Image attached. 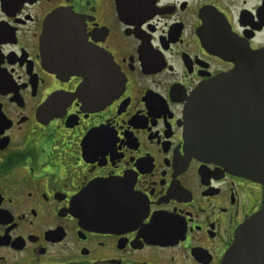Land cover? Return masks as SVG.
Masks as SVG:
<instances>
[{
    "label": "flooded vegetation",
    "instance_id": "af4514ba",
    "mask_svg": "<svg viewBox=\"0 0 264 264\" xmlns=\"http://www.w3.org/2000/svg\"><path fill=\"white\" fill-rule=\"evenodd\" d=\"M263 50L264 0H0V264H222L263 188L185 109Z\"/></svg>",
    "mask_w": 264,
    "mask_h": 264
},
{
    "label": "water",
    "instance_id": "95a60500",
    "mask_svg": "<svg viewBox=\"0 0 264 264\" xmlns=\"http://www.w3.org/2000/svg\"><path fill=\"white\" fill-rule=\"evenodd\" d=\"M110 84L106 102L119 90L117 78ZM185 117L193 155L263 188L261 208L238 228L222 264H264V50L198 87L187 100ZM83 218L94 231L106 233L99 210Z\"/></svg>",
    "mask_w": 264,
    "mask_h": 264
}]
</instances>
